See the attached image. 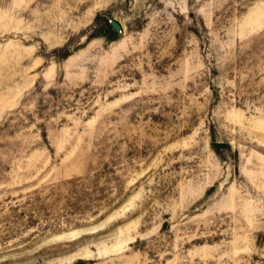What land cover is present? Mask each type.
Segmentation results:
<instances>
[{"label": "rangeland", "instance_id": "obj_1", "mask_svg": "<svg viewBox=\"0 0 264 264\" xmlns=\"http://www.w3.org/2000/svg\"><path fill=\"white\" fill-rule=\"evenodd\" d=\"M0 264H264V0H0Z\"/></svg>", "mask_w": 264, "mask_h": 264}, {"label": "bare ground", "instance_id": "obj_2", "mask_svg": "<svg viewBox=\"0 0 264 264\" xmlns=\"http://www.w3.org/2000/svg\"><path fill=\"white\" fill-rule=\"evenodd\" d=\"M98 227H99V225H94V226H89V227H85V228H81V229H77V230L75 229V230L55 234L54 236H52L47 241L48 242H57V241H61V240H70V239L78 237L79 235H81L83 233L93 232Z\"/></svg>", "mask_w": 264, "mask_h": 264}, {"label": "water", "instance_id": "obj_3", "mask_svg": "<svg viewBox=\"0 0 264 264\" xmlns=\"http://www.w3.org/2000/svg\"><path fill=\"white\" fill-rule=\"evenodd\" d=\"M106 19L108 20L111 29L117 32L119 35H122L124 33L123 27L119 21H117L113 16L110 14H105ZM216 146H219V144H216Z\"/></svg>", "mask_w": 264, "mask_h": 264}]
</instances>
